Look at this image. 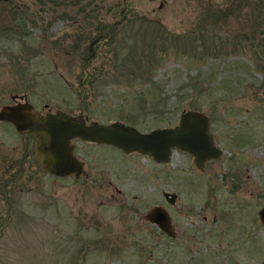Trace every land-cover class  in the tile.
Masks as SVG:
<instances>
[{"label": "rangeland", "instance_id": "obj_1", "mask_svg": "<svg viewBox=\"0 0 264 264\" xmlns=\"http://www.w3.org/2000/svg\"><path fill=\"white\" fill-rule=\"evenodd\" d=\"M23 95L141 131L198 109L223 153L202 170L76 138L87 176L36 158L7 183L0 157V264H264V0H0V106Z\"/></svg>", "mask_w": 264, "mask_h": 264}, {"label": "water", "instance_id": "obj_2", "mask_svg": "<svg viewBox=\"0 0 264 264\" xmlns=\"http://www.w3.org/2000/svg\"><path fill=\"white\" fill-rule=\"evenodd\" d=\"M100 34L88 45L94 54V43ZM28 99L0 106V120L13 123L16 129L32 131L38 139L36 156L42 167L53 175L76 178L87 176L83 159L75 152L74 138L97 143L111 144L124 152H140L150 155L157 162H167L173 149H181L192 155L194 164L204 169L208 160L218 159L223 149L218 145L210 130L208 115L198 109H186L178 122L172 126H157L141 131L135 125L122 120L102 122L85 120L82 112L74 115L61 108L48 109L44 113L32 109ZM168 202L176 199L175 192H164ZM258 216L264 223V207L258 209ZM145 218L154 222L168 235H175L168 209L160 204L149 209Z\"/></svg>", "mask_w": 264, "mask_h": 264}, {"label": "flooded vegetation", "instance_id": "obj_3", "mask_svg": "<svg viewBox=\"0 0 264 264\" xmlns=\"http://www.w3.org/2000/svg\"><path fill=\"white\" fill-rule=\"evenodd\" d=\"M22 98H23V100L28 99L26 95H23ZM17 101H21V100L16 99L10 103H14ZM32 105H33V107H32L33 110H36V111L42 112V113H44L48 109L54 110L55 108H61V107L52 108V107L48 106L47 104H44L43 108L38 109L34 106L33 103H32ZM61 109H64V108H61ZM80 113L79 114L72 113V114L80 116ZM82 115H83V113H82ZM83 117L85 120H88V118L86 116L83 115ZM0 121L7 122L13 126V128L10 129L11 133H9V135L13 137V142L11 144H9L10 146L4 145V142H6L5 136H7L8 134L2 135L3 139H0V157H1V161L4 162V164H3L4 171H8V172L13 171V173L9 174L7 179L5 180V183H7L10 180L19 179L22 176V173L24 172V170L27 168V166L30 163H32V161H34L36 158L38 159V157L36 156V148L38 145V139H37L35 133L32 131L18 130L15 128V126L13 125L12 122L7 121V120H0ZM74 139H76V138H74ZM91 142H94V141H91ZM5 146L11 147L12 151L7 152L6 150H4L3 148H5ZM14 151H15V153H14ZM133 152H136V151H133ZM125 153H128V152H125ZM41 165H42V163H41ZM164 192H166V191L163 190V195H164ZM164 197H165V195H164ZM157 204L162 205L161 203H157ZM157 204H155V205H157Z\"/></svg>", "mask_w": 264, "mask_h": 264}]
</instances>
